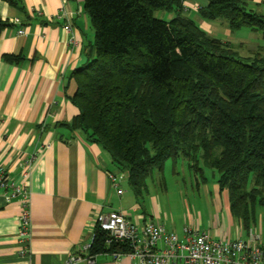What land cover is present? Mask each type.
<instances>
[{"label":"trees","instance_id":"obj_1","mask_svg":"<svg viewBox=\"0 0 264 264\" xmlns=\"http://www.w3.org/2000/svg\"><path fill=\"white\" fill-rule=\"evenodd\" d=\"M185 1L84 0L95 57L73 73L71 127L109 155L135 193L182 158L203 182L204 169L218 174L233 217L249 227L259 207L264 227V48L239 57L182 14ZM207 1L202 19L264 40V16L247 10L248 0ZM130 250L96 228L90 254Z\"/></svg>","mask_w":264,"mask_h":264},{"label":"crops","instance_id":"obj_2","mask_svg":"<svg viewBox=\"0 0 264 264\" xmlns=\"http://www.w3.org/2000/svg\"><path fill=\"white\" fill-rule=\"evenodd\" d=\"M207 4L185 2L195 7L189 18L212 37L222 27L219 19L200 17L198 9ZM247 5L264 16V0H248ZM68 22L76 45L68 43L70 34L63 29ZM94 57V30L84 0H0V163L13 183L28 190L31 213L28 252L21 254L17 237L21 199L6 202L0 190V264H66L77 256L92 257V263L76 264H137L128 256L90 254L95 218L111 212L122 213L137 226L149 221L162 225L180 240L184 228H190L208 232L213 239L256 237L264 246L262 210L256 212V223L245 227L232 216L227 193L216 186L213 211L195 217L182 214L176 220L169 202L150 193L147 182L142 193H135L127 174L109 155L71 127L79 115L71 101L76 92L73 73ZM28 160L31 170L24 178ZM109 173L124 174L121 194Z\"/></svg>","mask_w":264,"mask_h":264},{"label":"built area","instance_id":"obj_3","mask_svg":"<svg viewBox=\"0 0 264 264\" xmlns=\"http://www.w3.org/2000/svg\"><path fill=\"white\" fill-rule=\"evenodd\" d=\"M63 29L70 34L68 43L76 45L70 23ZM23 33L22 30L18 31V34ZM30 170L28 160L24 162L22 176L27 178ZM108 178L117 188V193L121 194L120 185L124 174L109 173ZM0 190L4 192L6 202L21 199L17 237L23 246L21 254H26L31 237L30 194L25 186L16 185L9 179L1 163ZM95 228L106 232L111 240L129 245V253L112 254L114 257L128 256L136 259L137 264H264V246L256 237L213 239L208 232L184 228L185 237L180 240L176 233L166 231L162 225L149 221L137 226L119 212L97 215ZM86 260L92 263V257L85 259L84 256H77L68 259L66 264Z\"/></svg>","mask_w":264,"mask_h":264},{"label":"rangeland","instance_id":"obj_4","mask_svg":"<svg viewBox=\"0 0 264 264\" xmlns=\"http://www.w3.org/2000/svg\"><path fill=\"white\" fill-rule=\"evenodd\" d=\"M185 2L183 3L182 14L193 18L191 12L195 11V7L189 5L188 7ZM251 8V5L246 6L247 10ZM199 10L200 8L198 12ZM155 17L169 20L172 15L157 12ZM217 24L222 28H218L211 36L223 42L229 41L233 51L239 57H251L259 47L264 48V40L259 33H252L247 29L231 32L223 19H219ZM203 178L204 182L202 183L201 176L196 175L195 171L188 167V162L180 158L175 164L171 160L167 161L163 172L153 171L146 182L150 193L158 194L163 202L164 200L169 202V209L173 217L178 220L181 219L182 214L189 216L191 213L195 217L200 212L206 214V212L210 213L214 210L218 174L210 169H204ZM216 202L218 201L216 200ZM258 209L259 207L256 211Z\"/></svg>","mask_w":264,"mask_h":264}]
</instances>
